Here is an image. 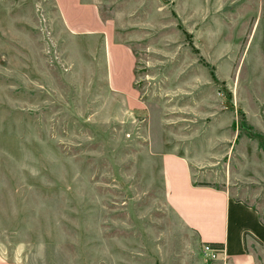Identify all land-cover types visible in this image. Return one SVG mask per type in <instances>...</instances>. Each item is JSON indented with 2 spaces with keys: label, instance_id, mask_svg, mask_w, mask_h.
Instances as JSON below:
<instances>
[{
  "label": "rangeland",
  "instance_id": "obj_1",
  "mask_svg": "<svg viewBox=\"0 0 264 264\" xmlns=\"http://www.w3.org/2000/svg\"><path fill=\"white\" fill-rule=\"evenodd\" d=\"M80 1L132 51V92L110 90L104 34L74 33L56 0H0V256L216 264L161 155L264 224V0ZM74 2L65 17L91 14Z\"/></svg>",
  "mask_w": 264,
  "mask_h": 264
},
{
  "label": "crops",
  "instance_id": "obj_2",
  "mask_svg": "<svg viewBox=\"0 0 264 264\" xmlns=\"http://www.w3.org/2000/svg\"><path fill=\"white\" fill-rule=\"evenodd\" d=\"M70 3L71 0H56L68 28L74 33L104 34L108 87L116 93L129 95L134 76L132 51L104 31L94 6L76 0V7L89 10L91 14L65 17L67 10L74 7ZM169 162L176 164L179 171H165ZM161 167L167 200L182 225L193 233L196 243L221 246V252L213 262L264 264V224L253 207L234 200L225 190L195 185L182 155L162 154ZM0 264L20 263L8 262L0 256Z\"/></svg>",
  "mask_w": 264,
  "mask_h": 264
},
{
  "label": "built area",
  "instance_id": "obj_3",
  "mask_svg": "<svg viewBox=\"0 0 264 264\" xmlns=\"http://www.w3.org/2000/svg\"><path fill=\"white\" fill-rule=\"evenodd\" d=\"M202 252L203 255L208 258V260H216L221 252V249L211 244H203Z\"/></svg>",
  "mask_w": 264,
  "mask_h": 264
},
{
  "label": "trees",
  "instance_id": "obj_4",
  "mask_svg": "<svg viewBox=\"0 0 264 264\" xmlns=\"http://www.w3.org/2000/svg\"><path fill=\"white\" fill-rule=\"evenodd\" d=\"M212 245V244H211ZM213 246H216L218 248H221V246L219 244H214Z\"/></svg>",
  "mask_w": 264,
  "mask_h": 264
}]
</instances>
